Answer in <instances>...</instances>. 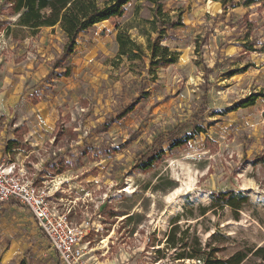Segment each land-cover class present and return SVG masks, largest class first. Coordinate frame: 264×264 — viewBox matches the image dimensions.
Wrapping results in <instances>:
<instances>
[{
    "label": "rangeland",
    "instance_id": "rangeland-1",
    "mask_svg": "<svg viewBox=\"0 0 264 264\" xmlns=\"http://www.w3.org/2000/svg\"><path fill=\"white\" fill-rule=\"evenodd\" d=\"M235 1L223 12L212 0H165L167 13L180 12L184 26L163 42L179 53L177 62L155 74L136 29L129 33L143 47L140 59H119L115 40V23L150 17L147 0H131L122 17L82 32L61 76L63 68L52 69L64 42L60 30H21L18 16L0 6V19L13 29L0 30V91L20 82L0 128L24 121L40 127L33 154L40 165L23 162L40 168V182L55 191L52 199L73 223L87 222L79 264H202L176 259L188 251L181 244L196 237L226 257L264 243V162L255 160L264 148V10L259 2ZM131 103L133 110L118 119ZM202 104L203 132L172 150L164 140L149 170L133 167L160 133L190 120ZM52 157L69 168L47 171ZM224 191L249 200L237 212L212 205ZM175 227L180 240L170 248L166 238ZM9 249L18 263L63 264L31 213L13 200L0 203V256Z\"/></svg>",
    "mask_w": 264,
    "mask_h": 264
},
{
    "label": "trees",
    "instance_id": "trees-1",
    "mask_svg": "<svg viewBox=\"0 0 264 264\" xmlns=\"http://www.w3.org/2000/svg\"><path fill=\"white\" fill-rule=\"evenodd\" d=\"M131 0H1L0 6L6 8L9 16H18L14 23L19 29L23 30H38L43 27H57L63 35L64 42L61 47L60 54L54 60L52 69L63 68L61 75H68L69 68L64 65V61L75 53L77 38L82 32L95 26L97 23L109 21L115 18H120L126 11V5ZM151 6L150 17L141 19L136 24H131L122 27L119 23L114 26L117 29L115 40L118 45L117 57L120 59L123 56L127 60L140 59L143 53L142 45L136 43L132 39L129 30L136 29L139 35L146 39V49L148 51L149 71L155 74L157 69L167 67L174 64L178 60L179 53L172 49L169 45L163 43L171 38L172 31L183 27L184 23L180 12L170 15L165 8V0H147ZM213 5L222 6V11L225 12L229 7L233 8L238 4L235 0H212ZM259 2L258 8L264 10V0H243L244 6ZM221 3V4H220ZM247 17L245 13L242 17ZM10 21L6 18L0 19V30L2 26H6L8 32L13 29L9 26ZM10 30V31H9ZM246 49L247 48L244 46ZM55 73L54 70L50 74ZM258 95L251 96L244 105L254 103ZM205 99V97H204ZM38 102V99L35 100ZM203 102H205L203 100ZM134 103L126 106L125 109L117 116L118 119L123 118L128 112L132 111ZM205 107L200 105L198 111L188 121L182 122L160 133L146 150L139 154V158L134 163V166L139 171H147L151 165L159 157L163 155V150L157 149L164 140L169 141V150L177 147L185 146L194 135L204 131L202 124V116ZM264 118V110L262 112ZM191 128V130H189ZM21 135L17 134L15 138L8 141L7 148L12 149L20 145L19 140ZM18 147V146H17ZM257 162H264L263 151L255 157ZM47 171L53 174H59L69 168L68 162L56 160L52 157L45 162ZM44 172L42 174H47ZM51 173V174H52ZM248 196L236 195L232 191L220 192L212 196V205H228L234 211L241 209L242 205L247 203ZM171 237L167 236L166 241L170 248H176L179 238H176V227L173 228ZM187 246L188 251L181 250L176 253V259L198 260L202 264H264V243L254 247H245L231 253L226 257L217 255L220 248H204L199 240L194 237L191 241L181 244V247ZM59 257V256H58ZM60 259V258H59ZM61 263V260H59ZM20 261L18 264H24Z\"/></svg>",
    "mask_w": 264,
    "mask_h": 264
},
{
    "label": "built area",
    "instance_id": "built-area-1",
    "mask_svg": "<svg viewBox=\"0 0 264 264\" xmlns=\"http://www.w3.org/2000/svg\"><path fill=\"white\" fill-rule=\"evenodd\" d=\"M52 197L44 180L36 183L23 167L0 161V203L13 200L26 208L61 262L79 264L85 255L81 244L88 234V224L73 223Z\"/></svg>",
    "mask_w": 264,
    "mask_h": 264
},
{
    "label": "crops",
    "instance_id": "crops-1",
    "mask_svg": "<svg viewBox=\"0 0 264 264\" xmlns=\"http://www.w3.org/2000/svg\"><path fill=\"white\" fill-rule=\"evenodd\" d=\"M8 83L7 80L5 81V84ZM15 87H20V82L15 84L13 83L12 86H10V89L12 90H5L0 91V114L5 115L4 112V106H10L12 105L16 100H18V92ZM3 111V112H2ZM7 118L5 117L2 121V124L6 123ZM13 128H6L1 127L0 128V161H3L4 163H11L13 162L16 167L24 168L28 175L30 177L34 178V181H37L40 183V168H35L36 170L31 171L28 169V167L23 162L24 159H28L27 163H31L32 165H40V158L39 161H34V153L37 152V150L40 149V138L43 137L41 134L40 136V127H35L30 122L27 121L19 123H14ZM17 134L21 135L19 140L20 145H17L15 148L8 149V141L10 139L15 138ZM6 138V141L4 142V139ZM3 146V151L1 147ZM7 148V149H6ZM15 151L16 153H13L12 156L14 157V160H10L9 156L11 155V152ZM7 156L8 158L4 160V157ZM36 167V166H35ZM36 171V172H35ZM55 192V191H54ZM52 192V193H54ZM55 196V195H54ZM18 257L14 254L12 250L5 251L0 256V263L2 264H18L16 260Z\"/></svg>",
    "mask_w": 264,
    "mask_h": 264
}]
</instances>
